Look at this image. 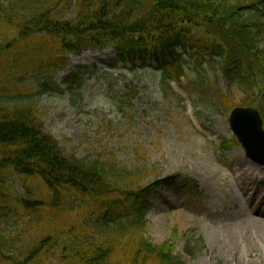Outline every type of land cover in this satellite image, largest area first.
I'll return each instance as SVG.
<instances>
[{
    "label": "trees",
    "instance_id": "trees-1",
    "mask_svg": "<svg viewBox=\"0 0 264 264\" xmlns=\"http://www.w3.org/2000/svg\"><path fill=\"white\" fill-rule=\"evenodd\" d=\"M255 3L264 8V0H0L1 26L16 25L0 40V264H184L171 241L157 246L142 235L136 242L121 237L146 224V208L129 200L149 192L133 183L143 169L65 152L44 129L38 104L53 89L35 80L33 91L22 84L49 67L53 74L67 53L111 46L121 60L165 59V77L185 80L183 87L208 105L256 104L264 119V14ZM64 11L72 13L69 20ZM209 70L220 71L223 87L209 85ZM15 84L21 92L11 90ZM72 199L79 213L67 227L58 216L72 210ZM120 208L133 220L105 219L103 212ZM12 219L22 226L8 231ZM120 246L132 247L133 256L118 258Z\"/></svg>",
    "mask_w": 264,
    "mask_h": 264
},
{
    "label": "rangeland",
    "instance_id": "rangeland-1",
    "mask_svg": "<svg viewBox=\"0 0 264 264\" xmlns=\"http://www.w3.org/2000/svg\"><path fill=\"white\" fill-rule=\"evenodd\" d=\"M62 15L72 17L69 11ZM15 31L16 25L0 24V40L4 33L10 37ZM64 56L65 68L53 74L51 67L45 71L51 74L56 90L41 96L38 104L44 128L67 153L132 172L142 168L143 175L135 173V185L169 176L176 182L196 183L187 196L171 185H161L151 197L146 225L126 231L123 240L136 242L142 235L157 246L172 241L174 254L185 264H264V237L253 230L264 224V215L258 212L264 205V168L250 163L236 144L219 155L221 137H232L227 115L211 112L201 100L195 99L192 105L174 95L165 97L158 88L157 73L119 69L111 49H86L79 56ZM34 75L30 77L41 83L39 73ZM24 80V89L34 87L30 78ZM17 86L11 89L15 93L21 92ZM186 110L198 114L195 119L205 129V137L193 132ZM16 191L22 193L19 187ZM83 206L93 214L89 200ZM78 207L72 199V210L60 213L59 222L69 227ZM16 225L22 226L12 219L6 228L9 231ZM84 230L91 228L80 231ZM132 249L120 246L116 256L132 257Z\"/></svg>",
    "mask_w": 264,
    "mask_h": 264
},
{
    "label": "water",
    "instance_id": "water-1",
    "mask_svg": "<svg viewBox=\"0 0 264 264\" xmlns=\"http://www.w3.org/2000/svg\"><path fill=\"white\" fill-rule=\"evenodd\" d=\"M230 126L247 156L264 165V131L258 113L250 109H234L230 115Z\"/></svg>",
    "mask_w": 264,
    "mask_h": 264
},
{
    "label": "bare ground",
    "instance_id": "bare-ground-1",
    "mask_svg": "<svg viewBox=\"0 0 264 264\" xmlns=\"http://www.w3.org/2000/svg\"><path fill=\"white\" fill-rule=\"evenodd\" d=\"M257 227H254V229L253 230H258L259 231V235H260V237L262 238V237H264V224H257L256 225ZM228 234L230 235V236H232L233 235V232H228ZM228 238V237H227ZM232 240L230 239V241L229 242H231Z\"/></svg>",
    "mask_w": 264,
    "mask_h": 264
}]
</instances>
